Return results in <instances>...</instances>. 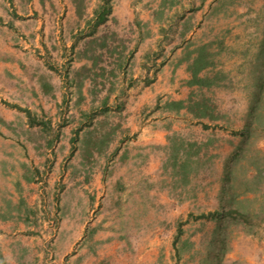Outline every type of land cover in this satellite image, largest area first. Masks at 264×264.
<instances>
[{"label":"crops","instance_id":"1","mask_svg":"<svg viewBox=\"0 0 264 264\" xmlns=\"http://www.w3.org/2000/svg\"><path fill=\"white\" fill-rule=\"evenodd\" d=\"M140 1L116 0L104 21L98 2L89 15L70 8L57 42L51 26L44 27L46 45L64 70L44 81L43 112L73 131L60 137L62 152L50 175L80 178L64 189L48 185L47 192L76 194L47 204L39 198L44 185L19 180L21 199L0 205V239L10 237L14 248L22 240L19 248L29 256L13 259L4 250L8 264H182L176 229L162 226L161 200L138 194L170 192L158 183L167 166L179 175L189 161L188 185L204 170L199 167H218L198 198L219 197L224 205L229 164L243 155L244 144L255 143L254 110L264 98V24L246 23L244 0ZM254 6L250 15L258 19ZM67 20L83 23L70 27ZM2 39L0 96L7 97L19 65L28 63V47L11 40L5 46ZM14 112L6 108L2 119L11 124L20 114ZM16 141L0 136L7 145ZM259 144L264 147V136ZM43 208L42 224L34 214ZM170 214L167 222H175L179 213Z\"/></svg>","mask_w":264,"mask_h":264},{"label":"rangeland","instance_id":"2","mask_svg":"<svg viewBox=\"0 0 264 264\" xmlns=\"http://www.w3.org/2000/svg\"><path fill=\"white\" fill-rule=\"evenodd\" d=\"M96 2H98L96 8L101 12L103 8L111 11L116 0H0V38L4 40L2 45L6 46L11 40L17 47H28L26 58L28 63L19 65L21 71L12 77L10 95L0 96V136H12L17 139V143L10 145L0 142V205L2 207L9 206L8 199H21L19 184L21 178L27 179L30 183L44 185V197L41 194L39 198L46 200L44 202L46 204L49 200H61L68 195L76 194L71 192L63 196L62 192H47L53 183H61L64 189L71 182H77L80 176L73 172L70 179L65 180L60 174L52 177L50 175L54 162L62 152L58 144L60 137L73 134V131L62 128L57 120H52L53 115L49 116L43 112L41 94L44 92V81L53 79V75L57 77L58 73L64 70L60 61L56 59L59 54L56 51L52 53L46 45L45 41L49 39L45 37L44 27L51 26V38H56L57 42L58 36H62L60 29L62 30L66 24L64 21L68 10L76 9L78 16L83 12L89 15L90 9L95 7ZM255 3L259 5L261 14L259 20L257 16L250 15L251 8L253 13L258 10L254 6ZM244 6L248 9L246 23L263 27V0L259 2L244 0ZM78 23H83V20L82 22L67 20L70 27L79 25ZM102 27L101 30L105 25ZM12 34L14 35L12 39L7 37ZM250 66L251 63L244 65V68ZM50 69H53V73ZM14 105H19L24 110ZM6 108L15 109L16 115L20 112L11 124L4 121L1 116ZM25 109H29L31 114ZM253 120L251 134L256 137L255 143L244 144L243 155L237 160H232L228 167V184L223 194L225 206L222 205L223 201L219 197L198 198L199 195H203L198 189L208 177L217 176L218 167H199L204 170H200L191 178L196 184L188 185V179L181 177V173L179 175L170 173L167 170L168 166H165L166 169L162 172L158 183L169 185L172 190L168 193L164 191L138 193L143 201L156 198L161 200L162 207L157 210H161L162 217H165L162 226L169 231L176 229L175 243H178L175 245L176 255L182 264H264V147L259 144L264 136V98L261 99L259 107H255ZM7 147H10L12 152L5 150ZM68 155L69 161L74 159L73 151ZM69 161H66V164ZM164 163L170 165V171H176L172 168L171 160ZM196 168L198 170V167ZM31 174H34V180H30ZM82 179L88 180V176H82ZM180 180L184 185L180 184ZM48 185L50 186L47 188ZM193 198H196L193 202L194 206L185 207L186 201ZM132 199L135 200L134 197ZM174 203L177 205H173ZM44 210L43 208L42 212ZM172 210L176 215L179 213V216L175 222L170 223L167 222V218L171 217ZM42 212L36 211L34 218L43 224L46 221L43 214L46 213ZM221 213L225 216L219 227L217 217ZM180 228L181 234H179ZM10 241V237L0 239V264H8L6 261L8 256L4 257V250L8 255L13 253V259H16L20 253L22 256L25 254L29 256V253L19 248L22 246V240H19L20 244L15 248L14 242L10 244ZM219 245H223V248L219 251L220 256L216 257L214 253L219 249Z\"/></svg>","mask_w":264,"mask_h":264},{"label":"trees","instance_id":"3","mask_svg":"<svg viewBox=\"0 0 264 264\" xmlns=\"http://www.w3.org/2000/svg\"><path fill=\"white\" fill-rule=\"evenodd\" d=\"M108 12L104 9V10H102L101 12H100V20H102V21H104L105 19H106V14H107ZM15 107H19V105H14ZM20 109H22V110H24L22 107H19ZM27 112H28V114H31V111L29 110V109H25ZM174 155H176V153L174 154ZM175 157H177V155L175 156ZM179 162V160H174L173 162H172V164H174L173 166H175V165H177V163ZM188 162L189 161H186V163L184 162V166H182L181 165V170L179 169L178 171L180 172V173H182V174H184V177L185 178H188L187 177V172H189V168H191L190 167V164L189 165H187L188 164ZM189 166V167H188ZM227 180H228V177H227ZM229 199H231V198H229ZM225 206V205H224ZM220 215V216H219ZM224 216H225V214L224 213H221V214H218V223H219V227H220V223H221V221L223 220V218H224ZM218 227V228H219ZM181 231H182V229L180 228V231H179V234H181ZM177 241V240H176ZM177 243V242H176ZM216 246V245H215ZM216 248V247H215ZM223 248V245H219V249L217 250V251H215V255H216V257L217 256H220V250Z\"/></svg>","mask_w":264,"mask_h":264}]
</instances>
